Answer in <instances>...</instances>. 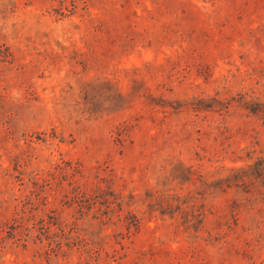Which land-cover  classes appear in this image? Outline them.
<instances>
[{
  "label": "rangeland",
  "instance_id": "374dc122",
  "mask_svg": "<svg viewBox=\"0 0 264 264\" xmlns=\"http://www.w3.org/2000/svg\"><path fill=\"white\" fill-rule=\"evenodd\" d=\"M0 264H264V0H0Z\"/></svg>",
  "mask_w": 264,
  "mask_h": 264
}]
</instances>
